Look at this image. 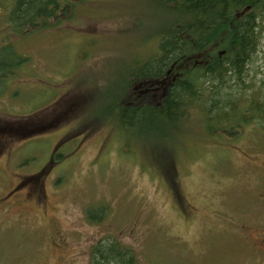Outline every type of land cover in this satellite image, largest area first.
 <instances>
[{
	"label": "rangeland",
	"instance_id": "1",
	"mask_svg": "<svg viewBox=\"0 0 264 264\" xmlns=\"http://www.w3.org/2000/svg\"><path fill=\"white\" fill-rule=\"evenodd\" d=\"M165 1L83 0L72 22L12 40L15 0H0V57L13 42L29 59L0 81V201L27 183L21 201L0 203V264H93L100 242L130 251L133 264H264L259 128L237 139L204 133L193 110L170 139L181 157L162 169L170 154L94 119L158 54L150 41L170 16ZM262 80L264 35L250 84ZM198 134L218 143L189 141ZM29 186L41 204L25 201Z\"/></svg>",
	"mask_w": 264,
	"mask_h": 264
},
{
	"label": "trees",
	"instance_id": "2",
	"mask_svg": "<svg viewBox=\"0 0 264 264\" xmlns=\"http://www.w3.org/2000/svg\"><path fill=\"white\" fill-rule=\"evenodd\" d=\"M82 1L15 0L8 18L12 40L72 22L73 8ZM163 4L170 16L150 41L158 54L140 62V68L137 64L120 98L94 118L126 135L143 136L142 142L157 154H170L162 169L181 157L173 153L170 139L176 130H184L193 110L204 114V133L237 139L248 126L264 133V80L250 84V66L264 35V0H166ZM12 43L7 47L12 57H0V81L6 74L15 75L29 60ZM6 129L17 133L14 127ZM205 137L193 135L189 141L218 143ZM129 150L123 149L127 156ZM92 262L133 264V259L130 251H120L119 244L100 242Z\"/></svg>",
	"mask_w": 264,
	"mask_h": 264
},
{
	"label": "flooded vegetation",
	"instance_id": "3",
	"mask_svg": "<svg viewBox=\"0 0 264 264\" xmlns=\"http://www.w3.org/2000/svg\"><path fill=\"white\" fill-rule=\"evenodd\" d=\"M23 180H20L15 183L13 188L7 192V194L4 196V198L0 201V203H4V201H9V202H16V201H21L19 198H14L18 194H20L19 191L23 188ZM25 201L33 200L38 202L40 199V194L38 191H36L34 188L28 187L26 190V194L24 196ZM23 199V201H24ZM12 203V204H14ZM39 203V202H38ZM42 203V202H40ZM12 204H10L12 206ZM259 241L261 242V245H264V235L259 238Z\"/></svg>",
	"mask_w": 264,
	"mask_h": 264
}]
</instances>
